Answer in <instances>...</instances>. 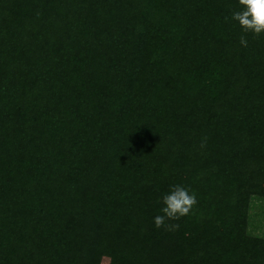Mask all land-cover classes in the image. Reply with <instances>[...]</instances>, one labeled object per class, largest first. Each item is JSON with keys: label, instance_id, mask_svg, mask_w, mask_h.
I'll return each mask as SVG.
<instances>
[{"label": "trees", "instance_id": "obj_1", "mask_svg": "<svg viewBox=\"0 0 264 264\" xmlns=\"http://www.w3.org/2000/svg\"><path fill=\"white\" fill-rule=\"evenodd\" d=\"M239 8L0 0V264H264V33ZM177 184L198 204L158 229Z\"/></svg>", "mask_w": 264, "mask_h": 264}, {"label": "clouds", "instance_id": "obj_2", "mask_svg": "<svg viewBox=\"0 0 264 264\" xmlns=\"http://www.w3.org/2000/svg\"><path fill=\"white\" fill-rule=\"evenodd\" d=\"M239 10L233 11L232 20L237 21L245 33H252L259 36L264 33V0H238ZM240 44L248 46L247 38L242 35ZM207 138H202L201 148L206 147ZM163 207L161 215L154 218L156 228L163 227L166 231L175 232L179 230L178 221L182 217L192 213L193 208L198 204L197 196L189 188L183 185H174L162 198Z\"/></svg>", "mask_w": 264, "mask_h": 264}, {"label": "rangeland", "instance_id": "obj_3", "mask_svg": "<svg viewBox=\"0 0 264 264\" xmlns=\"http://www.w3.org/2000/svg\"><path fill=\"white\" fill-rule=\"evenodd\" d=\"M251 209V230L256 234H264V201L256 200Z\"/></svg>", "mask_w": 264, "mask_h": 264}]
</instances>
